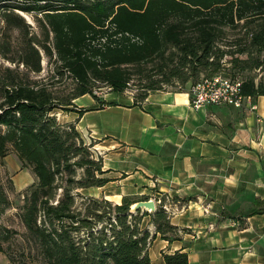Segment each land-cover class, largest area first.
Segmentation results:
<instances>
[{
  "label": "trees",
  "instance_id": "trees-1",
  "mask_svg": "<svg viewBox=\"0 0 264 264\" xmlns=\"http://www.w3.org/2000/svg\"><path fill=\"white\" fill-rule=\"evenodd\" d=\"M14 9L42 15L41 38ZM0 10L7 27L22 31L16 58L0 46L1 57L17 65L4 68L0 77V158L11 145L22 168L29 167L36 179L19 214L28 248L35 244L45 264H151L149 243L157 234L176 240L177 228L159 209L151 216L155 233L150 236L140 228L139 213H127L131 203L126 200L112 205L89 196L77 211L74 191L102 187L108 179L75 124H60L53 114L73 111V100L81 96L96 98L94 87L118 93L133 89L135 77L141 91L133 96L141 103L150 91L174 82L182 89L222 73L226 64L237 72H264V0H29L5 3ZM238 28L243 33L229 42L228 30ZM40 50L55 59L36 79L42 72ZM239 79L243 95L264 96V75L258 81ZM75 169L83 171L81 178L72 177ZM8 204L0 191L1 212ZM16 234L0 227V253ZM162 258L164 264H188L179 251Z\"/></svg>",
  "mask_w": 264,
  "mask_h": 264
},
{
  "label": "crops",
  "instance_id": "crops-1",
  "mask_svg": "<svg viewBox=\"0 0 264 264\" xmlns=\"http://www.w3.org/2000/svg\"><path fill=\"white\" fill-rule=\"evenodd\" d=\"M95 97L76 98L73 111L58 115L102 161L108 182L89 196L120 205L169 195L177 210L168 218L178 237L157 234L151 264L177 251L188 264H264V96L252 97L254 110H195L188 90L170 88L141 103L131 91ZM20 174L19 183L35 178L27 168ZM151 216L141 230L153 236Z\"/></svg>",
  "mask_w": 264,
  "mask_h": 264
},
{
  "label": "rangeland",
  "instance_id": "rangeland-1",
  "mask_svg": "<svg viewBox=\"0 0 264 264\" xmlns=\"http://www.w3.org/2000/svg\"><path fill=\"white\" fill-rule=\"evenodd\" d=\"M8 1V2H7ZM6 2H0V5H3L5 3L12 5V4H22L25 0H7ZM11 11V10H9ZM3 11L0 10V46L6 50L8 49L10 52L7 54L16 58V51L21 47V37H22V31L18 28H11L7 27L6 24L3 21V14L1 13ZM22 14H19L14 11L16 15L21 17L26 25L29 26V32L36 35L38 38H41V30L39 28V20L42 19V15L37 12H24L22 11ZM2 14V15H1ZM243 33L242 30L239 28L236 30H228L227 37L229 42H233L234 39L238 36H240ZM228 43V44H231ZM10 46V48H8ZM225 47V46H223ZM41 54V66H42V72L41 76H36V79H39L40 77H44L47 72H49V68L51 67L53 59L50 61L48 57H46L43 52L40 50ZM245 56H242L241 58H244ZM227 58H225L223 61L225 62ZM17 65L13 64L5 59H3L0 55V77L4 74V68L8 67L11 69H14ZM19 72L24 71L22 65L20 64L18 67ZM222 73L228 75H236L239 78H245V77H255L256 81L260 79L261 76L264 75L263 71L259 70H245L243 72H237V70H231V65L226 64L222 68ZM31 77V75H30ZM230 77V76H229ZM66 84L68 85V88H71V80L65 79ZM145 81V80H142ZM137 77H135L134 80V87L133 89L127 90L128 92H132L134 95L137 93H140L141 86L138 84ZM190 83L186 84L184 88L181 89V86L178 82H174L171 86L165 85V88H170L174 90H188L190 87ZM98 86V85H96ZM94 92H97L99 95L101 94H108L111 93V90L106 87H94ZM63 114L60 111H55L53 115H55L56 120L60 124H65L63 120L58 116ZM94 157V156H93ZM95 159V157L93 158ZM22 169V163L17 158L13 148L11 145L7 146V152L5 157L0 158V191L3 193V195L8 200V207L5 209V211L1 212L0 210V227L7 228L13 231H16L18 234L14 235L13 238L6 243H3V252L0 253V264H45L43 260L41 259L39 255V249L38 247L30 243L29 247L27 246V243L24 241V233L25 229L21 223V220L19 218V214L21 212V208L24 203V197L26 195V190L28 187L36 182V179L33 178V180L30 179V176L26 175L28 178L23 183H19V178L21 176L16 174L19 170ZM29 169V167H27ZM30 170V169H29ZM31 171V170H30ZM64 179L66 178V172L63 173ZM83 175V171L81 169H75L74 174L72 177L74 179H79ZM59 185H65L63 181H58ZM61 189H57V196L61 195ZM75 193V199H76V206L77 211H80L83 205V202L85 201L86 197H89V192L87 189H76L74 191ZM57 199V198H56ZM112 203V202H111ZM112 205H114L112 203ZM159 210V209H157ZM138 214V213H137ZM152 215V214H148ZM141 215L138 214V217ZM147 216V215H146ZM142 220V216L140 217ZM142 227V222H140V228ZM9 256L12 259V263L9 260Z\"/></svg>",
  "mask_w": 264,
  "mask_h": 264
},
{
  "label": "built area",
  "instance_id": "built-area-1",
  "mask_svg": "<svg viewBox=\"0 0 264 264\" xmlns=\"http://www.w3.org/2000/svg\"><path fill=\"white\" fill-rule=\"evenodd\" d=\"M26 1L29 0L24 2ZM14 11L19 14L23 13L17 9ZM241 85V79H232L222 73L201 77L199 81L189 87L190 106L195 110L210 105H226L237 109L246 106L250 110H254L255 105L252 102V97L242 94ZM93 93L98 95L97 92ZM90 151L93 153L91 148ZM92 155L97 159L94 153ZM153 200L157 209L164 211L168 216L177 211L172 205V198L169 195L153 198Z\"/></svg>",
  "mask_w": 264,
  "mask_h": 264
},
{
  "label": "water",
  "instance_id": "water-1",
  "mask_svg": "<svg viewBox=\"0 0 264 264\" xmlns=\"http://www.w3.org/2000/svg\"><path fill=\"white\" fill-rule=\"evenodd\" d=\"M157 211L155 207V202L153 199L136 201L132 203L127 211L129 215H136L140 212H145L147 214H154Z\"/></svg>",
  "mask_w": 264,
  "mask_h": 264
}]
</instances>
